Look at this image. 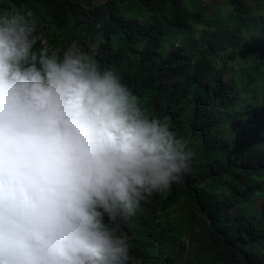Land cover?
Returning a JSON list of instances; mask_svg holds the SVG:
<instances>
[{
	"label": "trees",
	"instance_id": "trees-1",
	"mask_svg": "<svg viewBox=\"0 0 264 264\" xmlns=\"http://www.w3.org/2000/svg\"><path fill=\"white\" fill-rule=\"evenodd\" d=\"M229 1L9 0L114 67L194 153L192 173L121 226L130 264H176L184 236L200 264H264V0Z\"/></svg>",
	"mask_w": 264,
	"mask_h": 264
},
{
	"label": "clouds",
	"instance_id": "clouds-1",
	"mask_svg": "<svg viewBox=\"0 0 264 264\" xmlns=\"http://www.w3.org/2000/svg\"><path fill=\"white\" fill-rule=\"evenodd\" d=\"M52 34L0 0V264H130L121 226L190 175L194 153L114 67Z\"/></svg>",
	"mask_w": 264,
	"mask_h": 264
},
{
	"label": "rangeland",
	"instance_id": "rangeland-1",
	"mask_svg": "<svg viewBox=\"0 0 264 264\" xmlns=\"http://www.w3.org/2000/svg\"><path fill=\"white\" fill-rule=\"evenodd\" d=\"M204 3H209V4H224L227 3L228 0H203ZM232 9L227 7L226 12H231ZM187 242V241H186ZM197 247L193 245H189V247H186L183 250V255L177 256V262L176 264H198L200 260H198L196 252H197Z\"/></svg>",
	"mask_w": 264,
	"mask_h": 264
},
{
	"label": "bare ground",
	"instance_id": "bare-ground-1",
	"mask_svg": "<svg viewBox=\"0 0 264 264\" xmlns=\"http://www.w3.org/2000/svg\"><path fill=\"white\" fill-rule=\"evenodd\" d=\"M105 36V35H104ZM108 43V42H107ZM158 225V224H157Z\"/></svg>",
	"mask_w": 264,
	"mask_h": 264
}]
</instances>
